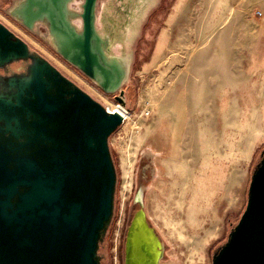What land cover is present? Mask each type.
Instances as JSON below:
<instances>
[{
	"label": "rangeland",
	"instance_id": "obj_1",
	"mask_svg": "<svg viewBox=\"0 0 264 264\" xmlns=\"http://www.w3.org/2000/svg\"><path fill=\"white\" fill-rule=\"evenodd\" d=\"M16 1L8 0L0 21L94 99L107 108L118 104L51 48L41 26L34 33L7 16ZM178 2L99 1L98 29L130 66L122 86L129 113L109 137L117 183L99 249L103 264H123L137 190L144 191L147 215L164 245L160 264H211L245 207L264 148V0H182L181 39L172 53L164 32ZM80 3L71 7L78 10ZM230 18L232 36H226ZM214 33L218 52L204 55Z\"/></svg>",
	"mask_w": 264,
	"mask_h": 264
},
{
	"label": "water",
	"instance_id": "obj_2",
	"mask_svg": "<svg viewBox=\"0 0 264 264\" xmlns=\"http://www.w3.org/2000/svg\"><path fill=\"white\" fill-rule=\"evenodd\" d=\"M100 0H17L8 15L124 109L126 56L97 25ZM21 65L14 69L12 64ZM0 264H103L117 173L109 137L124 121L0 21ZM21 70V71H19ZM144 192V191H143ZM139 190L123 264H160L164 245ZM211 264H264V149L245 207Z\"/></svg>",
	"mask_w": 264,
	"mask_h": 264
},
{
	"label": "crops",
	"instance_id": "obj_3",
	"mask_svg": "<svg viewBox=\"0 0 264 264\" xmlns=\"http://www.w3.org/2000/svg\"><path fill=\"white\" fill-rule=\"evenodd\" d=\"M184 3H182V0H179V2L174 5L171 9V11L169 12V15L167 17V20H166V28H165V45L166 47H168V50H171L172 52V49L176 46V40L178 39H181V38H178V26L180 23H182V21L180 20V16L183 14V8H184ZM232 18H230V20L228 19V22L227 24L225 25L224 27V34L227 36L228 34L231 35L232 34ZM200 22V21H199ZM197 22V23H199ZM205 23V22H204ZM203 23V24H204ZM209 24L207 30L208 32H211L213 29H212V22L209 20L207 22ZM197 30V29H196ZM202 30V27H199L198 26V32L200 34V31ZM196 32V31H195ZM177 35V37H176ZM211 35V34H210ZM232 36V35H231ZM230 36V37H231ZM216 37L215 36V33L210 36V43H208L206 49L204 50L203 54L204 55H215L217 54V48L215 47V42L213 41L214 38ZM211 39H212V42H211ZM163 46V48H164ZM169 55H171L172 52ZM168 55V56H169ZM210 150V146L207 148V149H204L203 151H209Z\"/></svg>",
	"mask_w": 264,
	"mask_h": 264
},
{
	"label": "bare ground",
	"instance_id": "obj_4",
	"mask_svg": "<svg viewBox=\"0 0 264 264\" xmlns=\"http://www.w3.org/2000/svg\"><path fill=\"white\" fill-rule=\"evenodd\" d=\"M79 76V75H78ZM108 109L110 110V111H119L120 113H123L124 115H125V119L127 118V114L126 113H124L123 112V107L121 106V105H119V104H113L112 106H109L108 107ZM137 125L136 124H132V128L133 129H135V127H136ZM132 130V129H131ZM263 136H264V134H263ZM147 155H149V154H147ZM151 155V154H150ZM153 169V168H152ZM191 169V168H190ZM190 171V170H189ZM194 183H195V181H193ZM142 195V199H143V191H140L139 192V195ZM164 256V255H163Z\"/></svg>",
	"mask_w": 264,
	"mask_h": 264
},
{
	"label": "flooded vegetation",
	"instance_id": "obj_5",
	"mask_svg": "<svg viewBox=\"0 0 264 264\" xmlns=\"http://www.w3.org/2000/svg\"><path fill=\"white\" fill-rule=\"evenodd\" d=\"M8 5V0H0V11L3 12V8L5 6ZM4 13V12H3ZM8 16V14H7ZM21 64L20 63H15V64H12L11 67L14 68V69H17ZM75 69V68H74ZM76 70V69H75ZM21 71V70H19ZM77 72H79L78 70H76ZM80 73V72H79ZM4 74V70L0 68V75ZM81 74V73H80ZM84 78H86L83 74H81ZM87 80H89L88 78H86ZM90 81V80H89Z\"/></svg>",
	"mask_w": 264,
	"mask_h": 264
},
{
	"label": "built area",
	"instance_id": "obj_6",
	"mask_svg": "<svg viewBox=\"0 0 264 264\" xmlns=\"http://www.w3.org/2000/svg\"><path fill=\"white\" fill-rule=\"evenodd\" d=\"M145 113H146V114L149 113V110H148L147 108L145 109ZM124 116H125V115H124ZM124 119H125V117H124Z\"/></svg>",
	"mask_w": 264,
	"mask_h": 264
},
{
	"label": "trees",
	"instance_id": "obj_7",
	"mask_svg": "<svg viewBox=\"0 0 264 264\" xmlns=\"http://www.w3.org/2000/svg\"><path fill=\"white\" fill-rule=\"evenodd\" d=\"M264 149V148H263Z\"/></svg>",
	"mask_w": 264,
	"mask_h": 264
}]
</instances>
